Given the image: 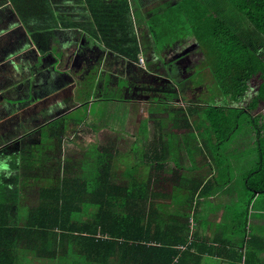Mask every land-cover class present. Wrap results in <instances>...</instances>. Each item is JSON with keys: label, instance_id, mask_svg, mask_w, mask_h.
Masks as SVG:
<instances>
[{"label": "crops", "instance_id": "1", "mask_svg": "<svg viewBox=\"0 0 264 264\" xmlns=\"http://www.w3.org/2000/svg\"><path fill=\"white\" fill-rule=\"evenodd\" d=\"M176 2L0 0V263L10 255L17 264H56L57 255L44 252L51 237L36 227L27 236L28 214L38 200L49 203L47 193L71 186L70 209L82 216L68 221L71 233L90 224L91 204L118 200L146 220L143 244L177 250L171 264H264V206L244 191L243 176L257 164L249 124L214 161L201 143L203 116L188 115L186 106L200 103L190 100L186 80L176 98L166 97L174 88L167 73L183 78L203 59L196 39L159 52L146 28L136 38L123 33L122 15L136 31ZM137 45L143 65L133 58ZM184 57H196L194 65ZM88 93L80 119L75 101ZM99 155L110 165V185L146 191L92 193ZM27 244L38 249L19 256ZM79 245L87 246L73 242L74 252ZM134 254L131 264L164 262Z\"/></svg>", "mask_w": 264, "mask_h": 264}, {"label": "trees", "instance_id": "2", "mask_svg": "<svg viewBox=\"0 0 264 264\" xmlns=\"http://www.w3.org/2000/svg\"><path fill=\"white\" fill-rule=\"evenodd\" d=\"M122 20L126 25L123 33H127L129 38H136V33L146 28L159 52L176 47L183 41L196 39L203 59L189 69L183 78L167 73L169 78H166V83L169 81L167 84L174 88L166 97L176 98V87L186 80L190 100L200 103L188 104V115L203 116L202 127L205 128L201 143L214 161H217L215 158L219 157L223 143L243 123L249 124L254 136L257 164L243 176L244 191L249 197L255 195L260 200L259 207L264 206V0H178L141 21V28L136 31L130 16L123 18L122 15ZM136 49L133 58L139 62L142 57L139 58L141 51L138 45ZM94 82L95 78L93 86ZM124 82H127L125 78ZM91 96L89 93L81 95L83 100L75 101L74 110L81 108L80 111H83L80 119L85 116L87 100ZM97 162L100 168H104L101 173L99 167L93 170L92 193L101 191L111 197L112 193L121 191L128 194L146 191L145 184L138 186L133 183L125 188L110 185L109 163H102L100 155ZM79 179L76 177V181ZM70 187L59 186L55 193H47L49 203L41 204L38 200L35 209L28 214L27 236H34L36 233L31 229L36 227L40 229L38 234L42 239L51 237L52 246L44 249V252L51 251L54 256L57 255L53 257L56 264H88L89 259L91 264H131V252L135 256L150 252L160 260L164 259L160 264H171L177 250L156 246L148 248L143 244L146 242L143 239L147 232L146 220L141 214L127 213L124 202L122 204L118 200L99 202L97 211L90 214V224L84 227L80 224L76 228L79 233H71L68 221L72 215L76 220L82 216L79 218L77 212L70 209L69 204L76 199L75 190ZM247 208L252 211L254 206L251 204ZM246 223L241 222L240 231H245ZM73 242H84L87 246L79 245L74 252V248H71ZM36 249L27 244L24 250H19L18 255L27 256ZM16 260L17 257L6 255L0 264H17Z\"/></svg>", "mask_w": 264, "mask_h": 264}, {"label": "rangeland", "instance_id": "3", "mask_svg": "<svg viewBox=\"0 0 264 264\" xmlns=\"http://www.w3.org/2000/svg\"><path fill=\"white\" fill-rule=\"evenodd\" d=\"M194 59H196V57H192V58H188V57H184L183 58V60H181V62H186V63H184V65H187V66H189L190 64L191 65H194ZM139 63L140 64H142L143 65V63L139 60ZM155 66V65H154ZM118 87H120V85H118ZM80 110H81V108L78 110V111H76V112H73L74 114H81L82 112H80ZM145 124L146 123H143V124H140V126L139 127H141V128H143L144 126H145ZM84 129H86V127H84ZM249 128H248V126H245V130H248ZM104 135V134H103ZM105 136V138L107 139V137L108 138H110V141H111V139H113L114 137H112V136H109V135H104ZM75 154H73L72 155V157H75L74 156ZM69 156H71V155H68V154H66V155H63V158L64 159H67L66 157H69ZM89 211H91V212H96L97 211V208L94 206V204H91V206L89 207ZM76 234H78L79 232L78 231H76L75 232ZM98 234V233H97ZM88 262L91 264V261H90V259L88 260Z\"/></svg>", "mask_w": 264, "mask_h": 264}]
</instances>
